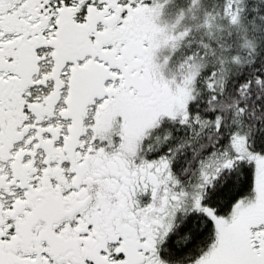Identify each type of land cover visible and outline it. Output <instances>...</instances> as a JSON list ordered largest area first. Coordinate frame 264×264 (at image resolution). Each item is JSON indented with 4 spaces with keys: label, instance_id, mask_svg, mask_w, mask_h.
I'll return each instance as SVG.
<instances>
[{
    "label": "snow or ice",
    "instance_id": "snow-or-ice-1",
    "mask_svg": "<svg viewBox=\"0 0 264 264\" xmlns=\"http://www.w3.org/2000/svg\"><path fill=\"white\" fill-rule=\"evenodd\" d=\"M0 264H264V0H0Z\"/></svg>",
    "mask_w": 264,
    "mask_h": 264
}]
</instances>
